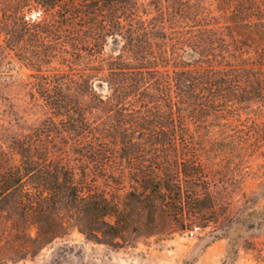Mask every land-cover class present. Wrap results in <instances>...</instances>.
Returning a JSON list of instances; mask_svg holds the SVG:
<instances>
[{
    "label": "trees",
    "instance_id": "trees-1",
    "mask_svg": "<svg viewBox=\"0 0 264 264\" xmlns=\"http://www.w3.org/2000/svg\"><path fill=\"white\" fill-rule=\"evenodd\" d=\"M251 26L264 34V0H2V48L38 72L47 113L2 183L20 184L38 238L72 226L115 241L160 223L174 235L203 218L207 165L181 143L262 117Z\"/></svg>",
    "mask_w": 264,
    "mask_h": 264
},
{
    "label": "rangeland",
    "instance_id": "rangeland-1",
    "mask_svg": "<svg viewBox=\"0 0 264 264\" xmlns=\"http://www.w3.org/2000/svg\"><path fill=\"white\" fill-rule=\"evenodd\" d=\"M242 31L259 42L263 63L264 34L253 26ZM2 44L0 0V264H264V113L257 122L244 115L242 122L198 129L194 141L181 143L207 165L211 186L207 214L186 230L166 235L170 227L160 223L152 235L129 232L106 241L66 226L56 239L38 238V227L20 206V184L2 183L20 165L18 139L31 135L36 143L38 129L47 132V113L31 95L38 72L8 55ZM262 89L260 97L264 83ZM195 227L200 229L192 237Z\"/></svg>",
    "mask_w": 264,
    "mask_h": 264
},
{
    "label": "built area",
    "instance_id": "built-area-1",
    "mask_svg": "<svg viewBox=\"0 0 264 264\" xmlns=\"http://www.w3.org/2000/svg\"><path fill=\"white\" fill-rule=\"evenodd\" d=\"M200 229V227H195V229L190 231V236H195V234L197 233V231Z\"/></svg>",
    "mask_w": 264,
    "mask_h": 264
}]
</instances>
